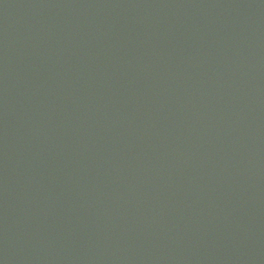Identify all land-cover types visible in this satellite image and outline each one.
Instances as JSON below:
<instances>
[{"label":"water","instance_id":"95a60500","mask_svg":"<svg viewBox=\"0 0 264 264\" xmlns=\"http://www.w3.org/2000/svg\"><path fill=\"white\" fill-rule=\"evenodd\" d=\"M0 264H264V0H0Z\"/></svg>","mask_w":264,"mask_h":264}]
</instances>
